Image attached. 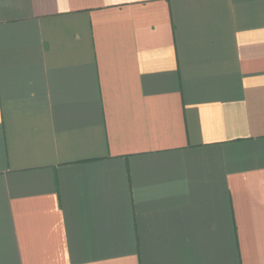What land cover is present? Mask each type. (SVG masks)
Segmentation results:
<instances>
[{"label": "crops", "instance_id": "obj_1", "mask_svg": "<svg viewBox=\"0 0 264 264\" xmlns=\"http://www.w3.org/2000/svg\"><path fill=\"white\" fill-rule=\"evenodd\" d=\"M0 264H264V0H0Z\"/></svg>", "mask_w": 264, "mask_h": 264}]
</instances>
